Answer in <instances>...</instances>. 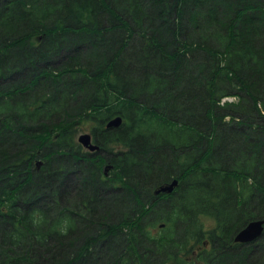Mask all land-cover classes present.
I'll return each mask as SVG.
<instances>
[{
  "label": "trees",
  "instance_id": "16d2710c",
  "mask_svg": "<svg viewBox=\"0 0 264 264\" xmlns=\"http://www.w3.org/2000/svg\"><path fill=\"white\" fill-rule=\"evenodd\" d=\"M256 218L264 0H0V264H264Z\"/></svg>",
  "mask_w": 264,
  "mask_h": 264
},
{
  "label": "water",
  "instance_id": "95a60500",
  "mask_svg": "<svg viewBox=\"0 0 264 264\" xmlns=\"http://www.w3.org/2000/svg\"><path fill=\"white\" fill-rule=\"evenodd\" d=\"M122 121H123L122 116L117 115L109 119V121L106 123V126L108 128L118 127L121 125ZM78 140L82 145H84L85 147L89 148L92 151L99 149V145L93 142L91 133L88 132L81 133L78 136ZM109 168L110 165H107L106 172L109 170ZM176 185H178V179H174L168 184L161 185V187L157 189L156 193H159L161 191L172 192ZM263 233H264V219L262 218L251 219L243 228H241L235 234L234 240L236 242L249 243L260 238L263 235Z\"/></svg>",
  "mask_w": 264,
  "mask_h": 264
},
{
  "label": "rangeland",
  "instance_id": "374dc122",
  "mask_svg": "<svg viewBox=\"0 0 264 264\" xmlns=\"http://www.w3.org/2000/svg\"><path fill=\"white\" fill-rule=\"evenodd\" d=\"M94 122H86V123H83L81 124L79 127H78V131H77V137L81 134V133H84V132H89L91 133L92 131V127L95 125H93ZM202 221L204 223V227L206 229H212L215 227V220L214 218L212 217H203L202 218ZM157 230H159V228H157Z\"/></svg>",
  "mask_w": 264,
  "mask_h": 264
}]
</instances>
